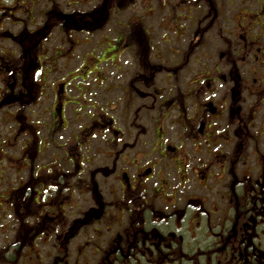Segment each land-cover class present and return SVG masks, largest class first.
<instances>
[{
    "label": "flooded vegetation",
    "instance_id": "1",
    "mask_svg": "<svg viewBox=\"0 0 264 264\" xmlns=\"http://www.w3.org/2000/svg\"><path fill=\"white\" fill-rule=\"evenodd\" d=\"M45 1L37 24L30 16L14 18L21 12L16 8L2 12L20 25L12 36L18 56H0V66L8 64L1 71L6 82L12 80L8 92L14 100L24 98L23 104L37 99L32 78L54 28L99 26L128 3L97 0L84 12L92 17L72 10L67 15L75 18L65 23L58 0ZM154 1L151 7V0H139V20L119 39L139 66L128 84L135 92L123 94L139 105V118L132 122L139 131L133 157L139 163L129 160L123 168L122 152L114 149L133 134L126 119L118 125L114 115L94 110L66 152L71 168L38 176L47 186L45 200H34L31 193L30 202L6 203L19 226L11 242L0 245V264H26L27 252L40 258L36 264H264V0H255L257 7L250 10L233 8L231 16L223 15L219 0H205L189 24L182 21L186 10L197 7L188 3L192 0ZM29 48L33 59L26 79ZM63 96L54 98L58 127L66 120ZM94 132H103L108 149L94 152L90 169L79 160L82 147L91 152ZM35 143L30 154L36 153ZM93 160L105 164L94 167ZM100 172L110 173L101 183ZM115 180L119 188L109 185V201L90 195L85 210L80 208L89 186L103 189Z\"/></svg>",
    "mask_w": 264,
    "mask_h": 264
},
{
    "label": "rangeland",
    "instance_id": "2",
    "mask_svg": "<svg viewBox=\"0 0 264 264\" xmlns=\"http://www.w3.org/2000/svg\"><path fill=\"white\" fill-rule=\"evenodd\" d=\"M29 1L30 0H0V11L2 12L3 10L5 11L4 13H6L8 9L16 8L21 12H15L14 18L27 20L28 16L32 15V20L35 21L33 22L37 24L42 20L40 9L42 8L41 5L43 0H39L42 3L37 1L35 4L33 1ZM66 1L70 2L66 4L69 5V7L71 4H75L72 5L75 9H77V4L78 6L83 5V3L79 4L78 1L71 3L75 0ZM91 1L92 3L80 7L78 11H88L97 3V0ZM129 1L131 0H128L127 2ZM151 1L150 6L155 7V1ZM21 2H23L22 5ZM59 2L62 4L64 0H59ZM193 2L194 6L197 7L195 9H185L188 11L189 15H187V18L182 21L184 24H189L192 17H197L198 10L206 7L205 0H192L188 3ZM229 2H231L230 5L232 8L229 7ZM123 4L126 5V2ZM46 5L48 6V3H46ZM214 5L217 6L215 3ZM129 6V8H125L124 10H121V12L118 10L113 11L110 14L109 22L103 25L102 29H96L93 31H68V35H72L75 38L82 40L80 45L73 49L71 53L66 49L67 43H71V38L61 39L63 42L62 44H65V46L64 51H62L59 46L61 51L58 52L60 55L56 52L53 56L50 54L51 46L57 43L55 37L53 38V41H49L47 47L44 46L45 52L42 56L46 55V49H49L47 58H45L44 61V57L41 58L45 70V77L41 81V91L44 100L41 99L29 110H27V107L25 108L26 113L24 116L26 117L25 124L27 126L22 128L23 121L20 123L17 120H14L18 114L14 105H0V197H6L10 191L15 189L17 183L20 181L22 182L27 178L29 173L28 168L24 165V160L22 159L27 160L28 157L32 156L36 173L43 174L45 170H48L49 166L53 167V169H57L59 166L63 167L68 159L67 154L69 153V148L74 144V137L79 135V129L82 126L89 125L88 122L93 110H99V113L104 110L107 114L114 115L118 125H122L121 119L123 118L126 119L125 124L129 126L131 125L130 128H132L133 134H126V140H123L122 144L114 147V149L116 148L117 151L122 152L125 163L123 168H129V160L132 162L134 161L133 157L137 156L139 144L136 143L137 140L135 137L137 129L132 126L135 125V118H139V113L137 114V117H135V110L139 105L137 106L136 103H132L133 101L130 102L126 95L123 94L124 92L127 93V91H131L132 93L135 92L128 87V84L132 79L134 72H139V66L137 62L133 65L134 57L130 50L124 51L119 55L116 54L117 50L120 49L119 39L121 37V32L126 29L120 25V23L128 22L129 20L131 22H136V17L139 19V0H133ZM219 6H224V16H231L232 13H234L232 11L233 8V10H236L239 7H243L250 10L256 8L257 4L255 0H219ZM4 16L3 13H0V56L7 55V52L9 51L17 57L19 48L13 41L14 38L12 40V36L14 32L20 28V25L17 23L14 24V20L7 17L4 18ZM151 22H154V19L151 20ZM151 22L149 19L146 20V23L152 24ZM157 26L158 29H162L161 25L158 24ZM53 30L57 31L56 28ZM169 37L171 39L174 38L170 33ZM196 38L197 36L193 38V41H195ZM198 47L199 46H197L196 49H198ZM67 48H70V44ZM84 57H86V59L88 58V65H86L87 74L83 73L81 76L76 75L75 72L79 71L78 69L82 64ZM4 65L6 64L1 63L0 66V95L5 93L10 94V91L8 92V87L11 86L12 83V80L6 82V76L1 72H5ZM36 77H40V75L38 74ZM64 77L69 78L71 81L67 89V95L65 96V101L68 102L66 104V120L64 123L60 124V127H58L54 122H49L52 118L51 104L54 100V92L51 89L56 81ZM136 92L139 94L138 91ZM128 103L129 106H126ZM123 106L126 107V112H124ZM18 119H21V117L19 116ZM126 127V125L122 126V128ZM32 134L36 136L38 141L39 155L36 159L35 154H30V152H28L29 146L32 142ZM89 139L88 147L91 152H86L84 147L81 148V161L82 163L84 162V165L82 166H89V161L93 157L95 151L104 152L108 149V145L102 142L103 139L97 132ZM67 151L68 153L66 154ZM88 155L91 156L89 160L85 161V157ZM96 156H98V160H100V154L98 153ZM98 160L92 161V163L96 162L94 167L105 164H100ZM134 162L139 163V158H136ZM66 165L71 168V165H69L68 162ZM110 165L111 166H107V168L109 167V170L112 169L113 163L111 162ZM89 167L90 169L93 168L92 165ZM109 174L110 173L107 172L97 173L96 180L101 183L104 179L103 177ZM107 180L112 181V176H109ZM112 182H108L106 185L103 184V189L97 188V190H95L89 186L84 200H81L80 198L78 201L80 202V208L85 210L84 203L91 202L90 195L95 196V198L100 196L104 200L107 199V188L110 184L112 191L119 188L116 180L115 183ZM112 184H115L114 188ZM80 195H83L82 191ZM107 201L109 200H105V202ZM6 203L7 202H3V200L0 199V245L2 244V246L6 242V244L11 242L10 239L15 233L14 228L19 226V222H16L15 218L6 208V205L8 206ZM90 205L92 204L90 203ZM95 227L98 228L99 231H102L101 226L98 224H95ZM42 248L45 249L44 247ZM32 253L33 252H27L23 255L24 258L27 259L26 264H36L39 262L40 258H37L36 255L28 257V254L30 255ZM36 253L40 252L36 250ZM19 254H16L15 256H18L17 258H19ZM69 259H71V257H69ZM46 262H49V259Z\"/></svg>",
    "mask_w": 264,
    "mask_h": 264
},
{
    "label": "trees",
    "instance_id": "3",
    "mask_svg": "<svg viewBox=\"0 0 264 264\" xmlns=\"http://www.w3.org/2000/svg\"><path fill=\"white\" fill-rule=\"evenodd\" d=\"M62 15H63V18L61 19H63L65 23L67 22L69 23V21H72V19L75 18L74 16L67 15L65 13H62ZM84 16L92 17V15H89V14H84ZM31 48H29L26 51V59H25V67H24L25 69L24 74H25V77H27L26 79H28L29 70H30L29 65L33 59L32 56L30 55ZM24 101H25L24 98H22L21 100H18V99L14 100L12 95H7L2 98L1 104L8 105L9 103L18 102L21 106H24L25 105V103L23 104ZM19 113H23V110L21 109ZM35 148H36V144H35ZM31 151L32 150L29 148L28 152H31ZM24 165L28 168V172H29L28 177L22 183L17 185L14 190L10 191L7 194V196L4 197V199L8 200L7 202H12L11 200L13 199H15V202H30L29 194L32 193V194H35V196L33 197L34 200H38L40 198L41 199L43 198V200H45L44 192L48 191L47 186L44 183H42L41 177L36 176V172L33 166L32 156L28 157L27 160H24ZM46 201L48 200L46 199Z\"/></svg>",
    "mask_w": 264,
    "mask_h": 264
}]
</instances>
